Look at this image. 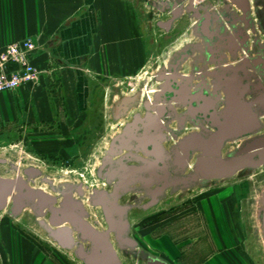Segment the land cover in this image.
<instances>
[{"label": "rangeland", "instance_id": "1", "mask_svg": "<svg viewBox=\"0 0 264 264\" xmlns=\"http://www.w3.org/2000/svg\"><path fill=\"white\" fill-rule=\"evenodd\" d=\"M126 1L145 30L134 37H118L117 69L83 88L88 91L84 111L78 108L73 68L40 64L36 66L37 80L21 92L0 91V177H22L29 186L52 193L58 203L73 195L83 201L91 222L101 230L107 226L97 193L106 187V180L98 174L118 155L115 140L126 125L151 113L148 108L157 100L161 83L157 73H169L174 56L199 42L193 14L185 12L171 30L159 27L157 22L170 14L158 3L176 1L184 8L190 3L221 5L220 0ZM8 43L0 44V51ZM180 71L191 73L190 65L183 63ZM65 72L68 81L62 77ZM171 141L167 140L166 146ZM29 170L35 171L33 175ZM253 174L245 177L246 190L239 185L244 178L235 176L213 180L205 188L195 185L192 190L168 193L148 210H131L128 234L138 243L137 252L130 250L120 260L123 264H144L147 251L169 264H202L216 250L209 243L212 228L214 239L219 241L218 251L225 256L234 254L231 264H264V230L257 217L264 182L258 184ZM237 190L245 191L243 196L236 197ZM13 197H8V206L0 211V264H83L75 254L80 241L76 231L74 245H60L50 235L55 227L45 224L47 211L36 215L34 202L25 204L19 215L9 214ZM222 244L227 247L221 248ZM114 245L116 251L125 248Z\"/></svg>", "mask_w": 264, "mask_h": 264}, {"label": "flooded vegetation", "instance_id": "2", "mask_svg": "<svg viewBox=\"0 0 264 264\" xmlns=\"http://www.w3.org/2000/svg\"><path fill=\"white\" fill-rule=\"evenodd\" d=\"M220 3L221 5L213 6L206 2L202 7L190 3L185 8L181 2L176 1L158 3L160 9H168L170 14L167 19L157 22L159 27L171 30L173 24L180 20L185 12L193 14L195 18L194 32L199 42L197 45L191 44L184 47L178 55L174 56L169 62V73L161 70L157 73L156 77L161 83L157 89V100L155 99L156 101L154 100L150 106L156 108L162 106V115L157 116L159 110H152L151 117L139 118L142 122L130 130V133L126 131V125L124 132L115 140L121 145L118 155L105 170L99 171L98 175L105 177V188H107V190L104 188L99 192L108 195L109 200L106 199V203H108L113 200L112 193L117 191L115 203L127 206L123 218L126 219L128 227L127 215L131 210L151 209L164 200L168 193L192 190L195 185L205 188L213 180L235 176H240L245 181V177L253 171L257 183L264 182V175L262 176L264 162L255 167L238 171L230 177L199 179L189 187L170 184L166 180L169 176L177 179L181 175L177 157L170 155L171 148L179 139L191 132H199L208 138V133L217 132L218 128L223 125L229 129L228 115L225 113L229 97L237 102L235 115L239 122L230 127L228 134L247 133L226 141L222 147V154L239 147L246 139L264 135V15H261L258 7L260 0H220ZM185 62L190 65L191 73L184 75L181 73L180 67ZM121 107L123 106H120L119 109ZM116 112L115 110L114 113ZM255 121L259 123L258 127L254 126ZM171 123L173 126L170 125ZM120 137L129 138L126 144L128 147L122 141L120 142ZM169 139L172 141L166 146ZM198 154V151L190 152L189 166L184 169L183 174L187 169H191L190 166ZM119 162L123 165L120 166ZM124 165L135 167V169L140 168V170L128 172L123 170ZM113 170L116 172L113 173ZM111 171L113 175L110 174V176L108 172ZM18 180L29 186L22 177ZM239 185L243 187L242 190H246L248 187L247 181L239 183ZM29 187L50 195L52 207H59L60 203H65L67 200L71 201V208L76 216L81 217L99 231L108 230L102 206L103 219L107 226L103 230L100 229L101 226L91 222L89 212L82 200L68 194L58 203L52 193L41 188ZM240 190L234 194L236 197L243 196L241 194H244L245 191ZM121 198L125 199L124 202H120ZM38 200V197H35L34 203ZM259 202L261 207L257 217L264 230V192L261 193ZM7 206L8 199L0 211ZM11 207H9V214L16 216L25 206L18 210ZM46 211L47 221L45 224L55 227L50 223L52 217L50 207L44 206L39 209L35 205L36 215L41 216ZM112 216L117 218L116 213H113ZM61 226L73 229L68 221L62 222ZM73 233L75 232L73 231L72 235ZM108 236L114 245L116 241L113 232H109ZM128 236L130 237L129 234ZM137 246L136 242L133 248L128 246L121 248L124 251L118 247L119 257L122 254H129L130 250V253L137 252ZM146 254L158 257L147 251ZM145 255L143 256L144 264H147Z\"/></svg>", "mask_w": 264, "mask_h": 264}, {"label": "crops", "instance_id": "3", "mask_svg": "<svg viewBox=\"0 0 264 264\" xmlns=\"http://www.w3.org/2000/svg\"><path fill=\"white\" fill-rule=\"evenodd\" d=\"M258 7L264 15V0ZM142 30L144 25L126 0H0V44L31 37L41 48L32 56L35 66L75 69L78 108L83 111L88 94L83 88L117 69L118 37H134ZM68 75H62L65 81ZM27 85L7 93L21 92ZM209 233L210 247L216 250L202 264H231L234 254L218 251L212 228Z\"/></svg>", "mask_w": 264, "mask_h": 264}, {"label": "water", "instance_id": "4", "mask_svg": "<svg viewBox=\"0 0 264 264\" xmlns=\"http://www.w3.org/2000/svg\"><path fill=\"white\" fill-rule=\"evenodd\" d=\"M125 99H123V101ZM236 104L237 102L229 97L225 111L228 115L229 129L225 128L224 125L220 126L217 132L208 133V138L204 137V135L199 132H191L179 139L171 148L170 155L177 157L176 159L179 161L181 175L177 179L170 176L167 177L166 180H168L170 184L189 187L193 182L199 179L230 177L238 171L255 167L264 162V135L246 139L239 147H236L226 154H222V147L226 141L247 133L233 132L231 135L230 133L228 134L230 127L239 122L237 115H235L237 108ZM245 105L247 104L245 103ZM151 109L159 110L157 116L163 113L162 106L161 108L150 106V110ZM148 117H151V114H149ZM139 122L141 123L142 121L138 119L128 124L126 131L130 133V130L136 128ZM258 125L259 123L255 121L254 126L258 127ZM119 140L126 145L129 138L120 137ZM119 144L120 143H114V152L121 149V145ZM191 151H198L199 154L191 164L189 173L183 174L184 169L189 166L188 156ZM166 154L168 155V153ZM118 164L120 166L123 165L121 162ZM123 170L135 172L136 170L139 171L140 168L135 169V167H127L124 165ZM28 172L34 173L35 171L29 170ZM115 172L116 170H113V173ZM113 173L112 171L110 173L108 172L109 175H113ZM10 195H14V201L11 205V208L14 210H18L29 202H34L35 197L39 199L35 202V205H37L39 209L44 206L50 207V211L52 212L50 223L55 226L54 229H50V235H52L60 245L64 247L74 245L76 242L74 241L72 232L76 231L77 238L80 241L76 243L75 254L83 264H123L112 241L109 239V232H113L114 239L118 246L133 248L136 245V241L128 236V223L126 219L123 218L127 206H120L115 203L117 191L112 193L111 196L113 200L108 203H106V199H108L106 193H97V203L102 206L108 223V230L106 231H99L81 217L76 216L71 208V201L67 200L65 203H60L59 207H52V197L50 195L34 190L18 179L13 180L0 177V208L6 205V200ZM68 204L69 207L67 208ZM113 213L117 214V218H113ZM64 221L70 222L73 229L61 226ZM145 256L147 258V264H167V262L161 258L154 257L150 254H146Z\"/></svg>", "mask_w": 264, "mask_h": 264}, {"label": "built area", "instance_id": "5", "mask_svg": "<svg viewBox=\"0 0 264 264\" xmlns=\"http://www.w3.org/2000/svg\"><path fill=\"white\" fill-rule=\"evenodd\" d=\"M37 50L34 40L26 37L9 42L0 51V91L16 92L37 80L38 69L31 60Z\"/></svg>", "mask_w": 264, "mask_h": 264}]
</instances>
